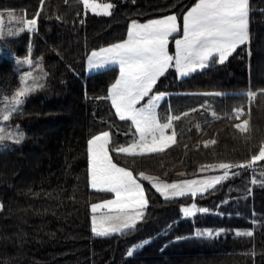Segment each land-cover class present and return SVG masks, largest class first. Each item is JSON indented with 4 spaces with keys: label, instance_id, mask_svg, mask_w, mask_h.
Segmentation results:
<instances>
[{
    "label": "trees",
    "instance_id": "16d2710c",
    "mask_svg": "<svg viewBox=\"0 0 264 264\" xmlns=\"http://www.w3.org/2000/svg\"><path fill=\"white\" fill-rule=\"evenodd\" d=\"M99 1L115 4L111 15H85L81 0H44L42 8L40 0H0V45L12 53L0 57V108L27 71L17 68L14 57L28 55L30 43L32 58H42L47 73L46 87L27 98L23 114L3 122L6 128L19 125L26 138L19 145L5 141L8 149H0V264H264V161L233 168L234 174L194 200L165 199L144 182L149 205L133 231L106 237L92 232L91 204L110 194L89 185L87 140L108 128L118 138L115 127L123 126L107 99L117 70L85 75L87 55L125 39L132 19L180 15L196 2ZM7 9L25 19L40 11L37 31L17 33ZM159 89L173 93L176 142L156 153L115 156L135 174L165 180L222 174L208 166L258 154L264 145V0H250V40L228 60ZM248 91L256 96L249 98ZM237 107L243 113L237 115ZM241 120L248 121L244 129L235 127ZM193 202L209 211L185 218L181 205ZM220 228L225 231L218 233ZM207 229L213 236L197 235Z\"/></svg>",
    "mask_w": 264,
    "mask_h": 264
},
{
    "label": "snow or ice",
    "instance_id": "6c2138e0",
    "mask_svg": "<svg viewBox=\"0 0 264 264\" xmlns=\"http://www.w3.org/2000/svg\"><path fill=\"white\" fill-rule=\"evenodd\" d=\"M81 3L85 15L89 10L94 14L111 15L115 7L112 2L101 3L99 0H81ZM40 4L42 8L44 0H40ZM7 12L9 17L20 25L18 28L20 34L26 30L37 31L40 11H37L31 19L15 16L12 9H7ZM3 23V15L0 14V35H2ZM181 30L182 35L175 39V50L170 52V38L174 33L179 34ZM16 34V32L11 33L13 36ZM249 40L250 0H196L183 13L182 22L175 13L147 19L146 22L132 19L126 39L91 51L87 57L89 70L118 64L119 74L107 90L108 98L120 119L130 120L135 127L133 138L128 143H116L110 131H100L87 140V175L90 187L111 194L110 199L91 204L93 233L106 237L113 233L131 232L138 221L145 219L149 199L141 178L150 182L156 192L165 199L187 195L194 200L197 196L214 189L230 174H234L231 173L233 168L250 167L258 161H264V145H262L259 153L252 155L250 160L238 164L219 162L208 166L211 169L223 170L220 175L169 182L145 172L134 175L129 167L122 166L114 159V156L120 154L143 155L160 152L176 142L177 131L173 121L178 117L170 114L169 110L163 115L158 111L166 93L158 90L156 86L169 69H174L184 77L205 69L217 60L223 63L239 46L245 45ZM31 53L30 43L28 55L23 58L14 57L18 64H26L30 69L40 71L39 74H35L32 70L22 71L19 75L20 86L14 90L10 98L4 97V110L0 116V149H8L5 141L19 145L25 140L26 133L19 125L6 128L3 122H9L14 115L23 114V105L27 98L46 87L47 73L40 60L33 61ZM246 95L249 98L255 97L256 92L248 91ZM243 111V107L235 109L237 115ZM211 115L215 117L218 113L213 110ZM247 123L248 121L245 120L243 125ZM243 125L238 123L235 127L240 129ZM169 129H172L171 133ZM204 170L202 167L201 171ZM2 208L3 204L0 203V209ZM97 210H101L99 215ZM181 211L183 216L188 218L198 213H207L209 209L198 207L193 202L190 205H181ZM216 231L224 232L225 229L220 228ZM236 232L239 235L241 230L237 229ZM205 234L209 237L213 236V229H207L205 233H197V235ZM246 234L253 235L252 229ZM135 250L136 246L133 245L127 254L131 256Z\"/></svg>",
    "mask_w": 264,
    "mask_h": 264
},
{
    "label": "rangeland",
    "instance_id": "374dc122",
    "mask_svg": "<svg viewBox=\"0 0 264 264\" xmlns=\"http://www.w3.org/2000/svg\"><path fill=\"white\" fill-rule=\"evenodd\" d=\"M100 2V1H99ZM101 3H108V2H101ZM194 4V3H193ZM192 6V5H191ZM190 6V7H191ZM188 9V8H187ZM186 9V10H187ZM185 10V11H186ZM90 11V10H89ZM184 11V12H185ZM183 12V13H184ZM183 13L182 14H177V16L180 18V20H181V22H182V15H183ZM172 14V13H171ZM176 14V13H175ZM167 15H170V14H167ZM161 17V16H160ZM156 18H158V17H156ZM150 19H153V18H150ZM9 22H13V24H14V26H15V31L17 32V33H19L18 32V28L20 27V25H18V23L16 22V21H14V20H12L11 18H9ZM141 22H146V20H144V21H141ZM129 26H130V24H129ZM128 26V27H129ZM179 35H182V30H181V32L179 33V34H173V37L172 38H170V43H169V50H170V52H174V50H175V39L176 38H179ZM127 38V35H126V37H125V39ZM104 47V46H103ZM2 54H4V56H7V57H9V56H12V53L11 52H8V51H6V50H4L2 47H1V45H0V57H3V55ZM91 54V52L87 55V57L89 56ZM18 58H21V57H18ZM37 60H40V62L42 63V59L40 58V57H34L33 58V61L35 62V61H37ZM16 61V60H15ZM218 61V60H217ZM16 65H17V68H18V66H21L20 64H18L17 62H16ZM42 65H43V63H42ZM25 66L27 67V71H29V70H32V71H34V73L35 74H39V69H34V68H32V69H30L29 68V66L28 65H26L25 64ZM106 68H115L116 70H117V76H118V74H119V66H118V64H109V65H107V66H105L104 68H98V69H92V70H89V68H88V66H87V58H86V60H85V64H84V73H85V75H88V74H91V73H94V72H98V71H100V70H103V69H106ZM45 71V70H44ZM199 71V70H198ZM190 74H192V73H190ZM190 74H188L187 76H189ZM187 76H184V77H181L174 69H169V72L164 76V77H162L161 79H160V81L158 82V84H157V86H156V88L158 89V90H160V91H163V92H165L166 93V95H165V97H164V99H162V101H161V103H160V105L163 107H161L162 108V113L164 114L165 113V111L166 110H169V112H170V114H174V113H171V110H170V105H171V101H172V98H170V94L172 93L171 91H170V89H165V90H163V89H159V88H161V87H164L165 85H167V86H169V88H170V86H171V84L174 82V80L175 79H182V78H185V77H187ZM163 81V84H161V82ZM110 87V86H109ZM173 94V93H172ZM6 97V96H5ZM107 99H108V106H109V108H111L110 110H112V112H114V114H116L115 113V109H114V107L111 105V101H110V99L108 98V93H107ZM147 99V98H146ZM4 103H5V101L3 102V104L1 105V108H0V115H2L3 114V110H4ZM159 105V106H160ZM159 108V107H158ZM159 111V110H158ZM116 116H117V118H119L120 119V117L116 114ZM121 121V123H122V126H123V128H121V127H115V129H116V131L117 132H120L121 134H122V136H120V137H118V138H116L115 137V135L112 133V130L110 129V128H108L107 130H104V131H110L111 133H112V137H113V140L116 142V143H128V142H130L131 141V139L133 138V134L135 133V127H134V125L132 124V122L130 121V120H120ZM245 120H241V121H239L238 123L239 124H242L243 125V122H244ZM238 123H236V124H238ZM118 128V129H117ZM245 128V125H243V128H240V129H244ZM120 130V131H119ZM125 133H127V134H132V136H128V135H126ZM98 134V133H97ZM123 135H126V136H123ZM137 135V138H138V134H136ZM137 154H139V153H137ZM114 159H115V156H114ZM122 165V164H121ZM122 166H124V165H122ZM140 173V172H139ZM138 173V174H139ZM146 173V172H145ZM138 174H135L134 173V175H138ZM146 174H148V175H153V176H156V177H158L159 179H161V180H165V179H163L162 177H160L159 175H157V174H150V173H146ZM209 175H220V174H203V175H198V176H195V177H188V178H186V177H184V176H182L181 174H177V175H173V179H171V180H167V181H169V182H172V181H175V180H178V179H194V178H198V177H202V176H209ZM141 182L142 183H144V182H147V183H149V185L152 187V185H151V183L150 182H148V181H144L143 180V178H141ZM89 185H90V183H89ZM144 185H145V183H144ZM153 188V187H152ZM154 189V188H153ZM155 190V189H154ZM99 191V190H98ZM156 191V190H155ZM158 193V192H157ZM111 198V194L109 195V197L108 198H106V199H110ZM97 203V202H96ZM101 213V210H97V215H99ZM92 215H93V213L91 214V217H92ZM139 222V221H138ZM95 234V233H94ZM113 234H115V233H113Z\"/></svg>",
    "mask_w": 264,
    "mask_h": 264
},
{
    "label": "crops",
    "instance_id": "0c3cea01",
    "mask_svg": "<svg viewBox=\"0 0 264 264\" xmlns=\"http://www.w3.org/2000/svg\"><path fill=\"white\" fill-rule=\"evenodd\" d=\"M170 98H171V97H170ZM161 107H162V106L160 105L159 108H158V110H159V111L161 112V114L163 115V113H162V108H163V107H162V108H161ZM170 130H171V129H169V133H170Z\"/></svg>",
    "mask_w": 264,
    "mask_h": 264
}]
</instances>
